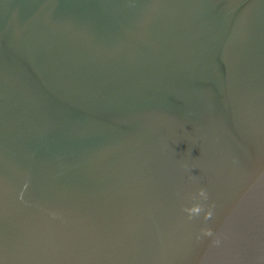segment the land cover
Here are the masks:
<instances>
[{
	"label": "water",
	"instance_id": "obj_1",
	"mask_svg": "<svg viewBox=\"0 0 264 264\" xmlns=\"http://www.w3.org/2000/svg\"><path fill=\"white\" fill-rule=\"evenodd\" d=\"M0 264H264V0H0Z\"/></svg>",
	"mask_w": 264,
	"mask_h": 264
},
{
	"label": "clouds",
	"instance_id": "obj_2",
	"mask_svg": "<svg viewBox=\"0 0 264 264\" xmlns=\"http://www.w3.org/2000/svg\"><path fill=\"white\" fill-rule=\"evenodd\" d=\"M181 167L187 168V165L182 164ZM191 180H195V177H190ZM192 201L190 204L181 203L180 211L185 214L184 218L188 221L194 218H202L204 226L199 229L195 239L201 241L205 237L211 238V243L214 246L221 245V239L212 228L208 226V222L213 220L215 217V204L209 203V193L205 187H197L195 192L190 193L187 197ZM54 216L55 213H52Z\"/></svg>",
	"mask_w": 264,
	"mask_h": 264
}]
</instances>
